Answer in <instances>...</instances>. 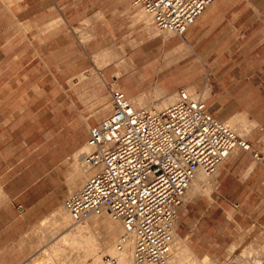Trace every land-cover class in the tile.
<instances>
[{
  "label": "rangeland",
  "instance_id": "374dc122",
  "mask_svg": "<svg viewBox=\"0 0 264 264\" xmlns=\"http://www.w3.org/2000/svg\"><path fill=\"white\" fill-rule=\"evenodd\" d=\"M134 15L143 23L142 36L154 41L134 43L130 36L118 37L117 30L110 32V38L93 40L94 32L86 31L80 41L94 42L90 62L79 57L57 64L53 59L65 56L48 55L46 65L35 61L26 64L23 60L33 56V48L13 45L7 49L8 55L0 64V200H12L16 213L26 216L30 230L47 233L45 256H60L63 264L76 258L78 249L72 250L66 243L75 226L71 220L62 226L68 216L63 202L72 193L67 184L75 166L83 162L84 152L79 158L75 153L86 145L89 129L112 111L111 91H122L138 109L158 106L162 100L176 96L177 91L167 95L154 81L132 85L127 77L130 73L123 75L131 69L119 73L112 70L110 59L130 58L128 49L153 47L164 63L175 61L167 72L172 76L170 83L186 93L190 91L192 97L200 95L216 120L226 126L237 114H245L246 123L237 122L230 130L250 146L248 152L235 150L199 191L186 193L175 221V235L199 264L205 257L212 264H255L256 260L260 264L264 247V168L252 154L264 155V40L262 46L234 48L246 51L245 61L233 64L236 75L244 77L214 78L208 76L206 64L199 62L197 45L191 47L172 35L164 39L140 8ZM58 24L60 21L54 20L49 28ZM51 40L52 51L62 47L68 52L62 39ZM189 54L186 63L182 59ZM76 70L82 71L72 74ZM230 107L250 110L226 109ZM102 108L108 113L99 119L96 116ZM92 260L89 257L86 263ZM101 262L110 264L112 260L104 255Z\"/></svg>",
  "mask_w": 264,
  "mask_h": 264
},
{
  "label": "built area",
  "instance_id": "2783aa9c",
  "mask_svg": "<svg viewBox=\"0 0 264 264\" xmlns=\"http://www.w3.org/2000/svg\"><path fill=\"white\" fill-rule=\"evenodd\" d=\"M214 0H131L159 33L181 38ZM111 113L88 132L82 154L99 169L70 193L63 207L74 225L104 211L121 225L119 243H131L133 264H165L175 221L198 172L212 175L235 150L249 151L209 112L200 96L183 89L166 108L136 109L111 91ZM254 158L264 168L257 153ZM264 264V247L263 259Z\"/></svg>",
  "mask_w": 264,
  "mask_h": 264
},
{
  "label": "crops",
  "instance_id": "0c3cea01",
  "mask_svg": "<svg viewBox=\"0 0 264 264\" xmlns=\"http://www.w3.org/2000/svg\"><path fill=\"white\" fill-rule=\"evenodd\" d=\"M135 12L131 0H0V64L4 63V58L8 55L7 49L13 45L28 50L33 48V56L28 55L23 60L26 64L35 61L46 65L50 60L48 55L65 56L53 59L57 64L72 62L79 57L85 63L90 62L93 40L110 38L111 31L117 30L118 37L122 39L130 36L134 43H141L147 38L141 34L143 23L138 22ZM54 20H59L60 24L49 28ZM90 30L94 32V39L81 42L84 33ZM51 38L62 39L63 47L68 52L62 47L52 51L54 41ZM154 39L146 40L145 44ZM179 39L191 47L197 45L198 60L206 64L207 72L210 73L208 76L220 79L244 77L236 75L237 68L233 64L244 62L246 51H235L234 48L263 45L264 0H214ZM126 41L127 39L124 42ZM126 54L130 58L124 69L131 70L123 75L130 73L127 77L132 85L139 86L154 81L167 95L179 90V86L170 83L172 76L167 73L174 67L175 61L164 63L156 48L145 49L140 46L128 49ZM189 57L190 54L182 60L186 62ZM58 69H61L59 65ZM80 71H73L72 74ZM70 76L72 75L68 77ZM220 98L223 101V94ZM226 109L250 110L242 107ZM257 155L264 160L263 154ZM255 162L259 164L256 159ZM25 217L21 212L16 213L12 200H0V264H63L60 256L56 255L53 259L43 254L47 248V233L37 229L30 230L29 221ZM89 225L90 222L86 221L82 227ZM83 233L85 235L82 234L81 237L75 229L68 233L67 238H70L66 243L70 244L72 250L78 249L73 240L85 239L89 235L87 232ZM73 260L75 258L66 264H76Z\"/></svg>",
  "mask_w": 264,
  "mask_h": 264
},
{
  "label": "bare ground",
  "instance_id": "6f19581e",
  "mask_svg": "<svg viewBox=\"0 0 264 264\" xmlns=\"http://www.w3.org/2000/svg\"><path fill=\"white\" fill-rule=\"evenodd\" d=\"M144 14L146 15L145 12H144ZM147 18L150 22V19L148 16H147ZM150 25H151V23H150ZM156 32L159 33L158 31H156ZM161 34H164V39H166V37L168 35H171L168 33H161ZM121 53H122V50H121ZM109 61H110V63L113 62L112 70L113 71L115 70L119 73V70L121 68H123V70H124L125 66L129 62V58L127 56H122L121 58H117L114 60L110 59ZM116 76H119V74H116L115 77ZM188 92L190 93V91H188ZM175 99H176V96L173 100L168 98L165 101H162L158 106L156 105L157 107L156 106H154V107H155V109L157 108V110H161L164 107L166 108L167 105H170V103L172 104L175 101ZM136 109H138V108H136ZM107 113H108V109L102 108L101 112L96 117L100 119V118H102L103 115H105ZM240 121L243 124L246 123V116L243 112L240 114H237L235 117L231 118V120H229L226 123V126L224 123H223V125L230 130L232 127H234V125L237 122H240ZM89 150H90V148L86 144L83 147V149L77 151L75 154H76L77 158H79L83 152L87 153ZM75 167L76 168H75V171L72 175V178L70 179L69 184H67L68 185L67 190H69L71 192L78 191V189L81 186L85 177H87L89 175L91 177V176L97 174L99 171V169H97V168H92V167L86 166L84 164V162H82L81 166H75ZM216 171L214 173H216ZM209 176H211V175H206L203 172H198L196 174L195 179L191 183L189 189L187 190V192H189V190H190V192L199 191L204 186V184H207V178ZM63 209H64V207H63ZM65 212H66V210H65ZM67 215H68V213H67ZM68 217L69 216H65V218L63 219L64 222L62 223V226H65L66 224H68L70 222V218H68ZM86 221L90 222V225L88 227H85V226L82 227L83 224L74 225L72 223L75 226V227L74 226L73 227L76 230L77 235L80 234V237L82 236V234L85 235V233H83V232L89 233V235L85 239L79 238L78 241L72 239L73 243H75L74 245H77L76 247H78V250H77L78 255H76L77 257L75 258V260H73V261H75L76 264H85L89 257L91 259H93L92 260L93 262L91 264H103L101 262V259H102V256H104V255H108L111 257L112 262L110 264H133V256H132L133 247H132V244L131 243H125V244L119 243L120 234L122 232V228H121V225L119 223H117V222L115 223V222L111 221L109 219V216L104 211H102L100 214L89 216L86 219ZM68 226H70V225H68ZM100 236H102L103 238H101ZM68 238H70V237H68ZM257 254H258V252H257ZM262 255H263V251H262ZM184 262L187 264H199L196 261L194 255L190 252L188 247L185 245V243L182 242L174 233L173 241H172V244L170 246V250L168 253V257H167V262L165 264H183ZM212 262L213 261L208 259V257H205L200 264H212ZM258 262L259 261L256 260L255 264H259ZM260 264H262V261L260 262Z\"/></svg>",
  "mask_w": 264,
  "mask_h": 264
}]
</instances>
